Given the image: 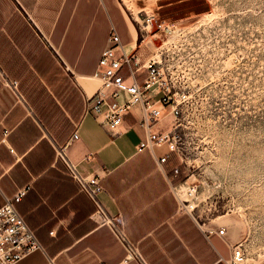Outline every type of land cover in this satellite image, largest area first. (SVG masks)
Returning a JSON list of instances; mask_svg holds the SVG:
<instances>
[{
    "label": "crops",
    "instance_id": "crops-1",
    "mask_svg": "<svg viewBox=\"0 0 264 264\" xmlns=\"http://www.w3.org/2000/svg\"><path fill=\"white\" fill-rule=\"evenodd\" d=\"M113 24L131 45L136 28L120 0H0V206L28 187L17 207L42 244L15 264H145L93 216L97 203L58 157L66 142L83 173L103 175L97 198L147 264H229L238 220L230 212L204 220L181 208L176 153L160 164L165 144L137 149L147 138L140 107L116 137L85 113ZM76 124L79 138L71 140ZM172 124L168 115L154 129ZM251 256L264 264V255Z\"/></svg>",
    "mask_w": 264,
    "mask_h": 264
},
{
    "label": "rangeland",
    "instance_id": "rangeland-1",
    "mask_svg": "<svg viewBox=\"0 0 264 264\" xmlns=\"http://www.w3.org/2000/svg\"><path fill=\"white\" fill-rule=\"evenodd\" d=\"M120 1L128 13L199 25L203 88L183 109L175 182L201 219L230 212L246 250L264 255V0Z\"/></svg>",
    "mask_w": 264,
    "mask_h": 264
},
{
    "label": "built area",
    "instance_id": "built-area-1",
    "mask_svg": "<svg viewBox=\"0 0 264 264\" xmlns=\"http://www.w3.org/2000/svg\"><path fill=\"white\" fill-rule=\"evenodd\" d=\"M128 10L136 28L134 44L129 48L123 42L118 28L112 25L95 71L100 84L93 93H85L84 110L92 114L112 137H116L123 131L126 115L139 106L141 115L138 123L147 131V138L137 145V149H152L155 145L165 144L167 152L158 157V162L162 164L172 152L180 153L182 134L179 127L182 125L183 109L203 88L197 80L204 76L200 69V47L196 45L201 31L199 25L194 26L195 23L182 24L161 19L153 9L140 16L130 8ZM9 84L18 91V81L10 80ZM168 115L173 117L171 127L163 131L155 130L154 126ZM78 127L76 124L71 140L79 138ZM5 134H8V130ZM67 145L68 142L58 145V157L64 162L67 172L97 203L93 216L113 225L127 243L129 256L136 255L147 264L129 240L122 223L110 217L97 198L98 192L104 189L103 175L100 172L83 173L78 164L69 159L65 151ZM180 174V166L175 165L172 168L173 179L176 180ZM178 186L179 183L173 184L180 196L181 208L188 209L196 218H200L189 206L188 200L181 197ZM27 190L28 187H23L14 195L5 197L0 206V264H15L28 253L42 247L35 230L17 207ZM185 191L187 195L194 196L198 185L187 183ZM218 231L224 233L225 228ZM251 257L239 241L232 246L228 263L257 264V259Z\"/></svg>",
    "mask_w": 264,
    "mask_h": 264
},
{
    "label": "bare ground",
    "instance_id": "bare-ground-1",
    "mask_svg": "<svg viewBox=\"0 0 264 264\" xmlns=\"http://www.w3.org/2000/svg\"><path fill=\"white\" fill-rule=\"evenodd\" d=\"M133 44H134V42H132V43H131V45H130V44H128V45H129L128 47H129V48H131V46H132Z\"/></svg>",
    "mask_w": 264,
    "mask_h": 264
}]
</instances>
